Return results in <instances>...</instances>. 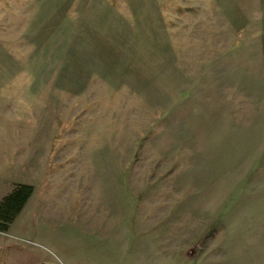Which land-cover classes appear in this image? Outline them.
Here are the masks:
<instances>
[{
  "label": "rangeland",
  "instance_id": "obj_1",
  "mask_svg": "<svg viewBox=\"0 0 264 264\" xmlns=\"http://www.w3.org/2000/svg\"><path fill=\"white\" fill-rule=\"evenodd\" d=\"M0 264H264V0H0Z\"/></svg>",
  "mask_w": 264,
  "mask_h": 264
},
{
  "label": "trees",
  "instance_id": "obj_2",
  "mask_svg": "<svg viewBox=\"0 0 264 264\" xmlns=\"http://www.w3.org/2000/svg\"><path fill=\"white\" fill-rule=\"evenodd\" d=\"M34 186L18 184L0 202V231L6 232L21 214L34 193Z\"/></svg>",
  "mask_w": 264,
  "mask_h": 264
}]
</instances>
